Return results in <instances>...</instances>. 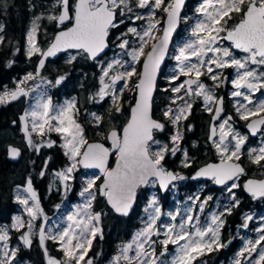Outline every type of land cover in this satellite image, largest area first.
<instances>
[{
	"label": "snow or ice",
	"instance_id": "obj_1",
	"mask_svg": "<svg viewBox=\"0 0 264 264\" xmlns=\"http://www.w3.org/2000/svg\"><path fill=\"white\" fill-rule=\"evenodd\" d=\"M184 4L185 0H167V3L165 0H57L55 7L58 8V14L49 15L47 19L57 27H63L56 32L48 47L41 49L38 46V23L34 21L28 32L27 54L29 57H40L37 73H29L18 82L14 90H6L0 94V104L28 96L32 89L19 85L35 80L48 57L62 51L76 50L77 54L95 61L109 48L112 30L124 23L125 18L133 23L146 21L141 28L128 27L126 32L116 37L119 41L116 47L121 50L116 58L106 64L98 61L101 67V87L97 95L101 100L110 97L117 114L123 113L125 103L130 110L122 129L111 127L106 133L103 130L98 133L105 141H110V146L89 142L84 127L77 119L79 109L75 98L54 106L51 97L42 92L20 117L28 146L37 151L45 143L47 147H52L56 141L48 139L46 142H36L33 140V133L44 137L55 132L61 137L60 147L65 150L64 155L68 157L70 164L56 172L55 177L63 183L65 190L69 187L67 182L73 178L71 174L77 169V165L86 169H98L103 176L99 185L97 181L101 179L100 175L86 181L80 192L82 197H86L85 202L66 215L65 225L57 222L55 232L34 225V221L43 215V209L31 178L24 189L27 195L17 196V200L25 206L29 219L25 221L17 216L11 227L17 230L27 228V232L19 237L23 244L32 246L34 229L46 255V240L60 244L64 258L60 260L49 256L47 264H81L85 262L93 240L97 236L103 239L100 227L102 214L92 211V202L96 200L97 193L106 198L117 213L128 215L141 186L159 183L166 189L172 181L185 179L178 173L169 171L164 160L166 155L175 156L181 151V121L188 119L197 98H202L205 111L212 113L214 110L209 140L219 156V163L204 165L194 178L207 177L215 184L225 186L231 204L225 205L222 211L210 212L201 221L200 214L204 213L205 206L212 200L211 196L202 201L198 195L189 197L193 203L183 213L180 210L163 212L153 196L144 209L146 218L143 220V227L134 234L131 241L120 247L113 264H194L206 253L226 246L221 242V231L226 223L224 216L231 215L232 210L239 206L240 201L233 190L241 187L238 180L246 175L241 157L246 154L251 164L264 170V139L259 147H250L245 153L244 146L248 137L235 129L232 116L222 117L223 97H217L214 89L221 83L230 82L234 89L230 95L244 101H237L236 104L239 119L248 121L246 127L251 135L264 133V99L254 101L252 98L253 94L264 90V0H202L196 8L199 15L194 18L190 27V38L176 47L172 56L176 67L167 77L172 85L170 91L176 94L163 110V117L174 128L170 147L156 138V133L164 131L165 123L153 117V97L161 65L169 54L173 33L182 22L193 19L187 16L182 18ZM135 9L147 10V14L136 12ZM157 10L164 15L158 18ZM118 16L121 19L118 20ZM41 18L36 17V21ZM129 34L136 38L134 43L126 38ZM3 40L4 37L0 36V43ZM221 41L228 43V46H223ZM237 51L244 55L237 56ZM75 59L76 56L72 55L68 62ZM225 68L235 71L231 81L227 77L222 79V70ZM205 75L213 81V86L210 87L201 80ZM133 77H136L134 81ZM181 77L186 79L177 84L176 81H180ZM63 79L64 77H60L55 83L59 84ZM51 83L52 81L41 77L40 84L35 85V88ZM125 90L132 94V100H125ZM177 101L182 103L178 104ZM91 115L97 126L103 123L102 116L95 113ZM215 121L220 123L217 125ZM10 153L14 158L20 155L16 148L10 149ZM113 155L115 166L110 167L109 159ZM183 156V166L190 167L187 150H183ZM40 175L43 176L44 172ZM243 188L254 199H264V179H248ZM195 204H199L198 211ZM162 216L167 217V221H162ZM252 220L253 216L246 215L241 227L247 229L248 222ZM44 221L47 222L46 216ZM260 222V226L255 229L257 237L245 241L234 264H264V217H260ZM161 236L163 239H160ZM9 239L8 229L0 227V264H13L16 259L18 249L9 247ZM169 245L175 246L174 254H169ZM157 246L161 248L159 255ZM169 255L170 259H166ZM85 264H93L92 259H88ZM201 264L205 262L202 261Z\"/></svg>",
	"mask_w": 264,
	"mask_h": 264
},
{
	"label": "flooded vegetation",
	"instance_id": "obj_2",
	"mask_svg": "<svg viewBox=\"0 0 264 264\" xmlns=\"http://www.w3.org/2000/svg\"><path fill=\"white\" fill-rule=\"evenodd\" d=\"M27 1H28L27 2L28 8H27L26 13H28L29 15H28V21H27L26 27L23 30L22 25L21 26L19 25L20 23H22V16H23L22 2L23 1L21 0H0V28L3 29L2 31H0V36L4 37L3 42L0 43V53L4 57L3 63H4L5 72L10 73V76L8 77L10 78V80L2 84V86L0 87L1 88L0 94H2L6 90H14L18 86V82L21 81L29 73H32L34 75L37 73L38 60L40 59V57L38 55L29 57L27 54V49H28L27 34L32 28L30 24L34 22L36 17L38 16L42 17L40 20L37 21V23L39 24L37 41H38V46L41 49L47 48L50 42L52 41L54 35L56 34V32L60 30V27H63V26L57 27L55 23L50 22L47 19V16H44L46 11L48 12L51 11L52 15L58 14V8L55 7V5L57 4V0H43L42 3L40 2V0H27ZM201 3H202V0H187V2L185 3L181 16L182 18L187 16V17H192L193 19L188 20L186 23L182 22L180 24V28L171 43V47L168 52L169 54L166 58L165 64L161 68L162 70L160 72L159 79L157 81V89H156V92L154 93L153 117L165 123L164 131L156 133V138L160 140L161 142L168 144L170 147L172 146L170 137L174 134V128L163 117V110L169 105L170 98L176 94L170 91V88L172 85L169 83L167 77L173 73V70L176 67V61L172 59V56L174 55L173 53H175V50H176L175 48L176 42H178V40L182 37L183 35L182 30L183 28H185L186 24L191 26V24H193L194 22V18L199 15L196 12V8ZM41 7L46 8V9L41 10L40 9ZM157 12H159L162 16L164 15V13L160 10H157ZM118 18L120 17L118 16ZM116 30L117 28L114 31ZM114 31L112 30V33H114ZM19 33H21V36H18ZM112 33L110 37H112L113 35ZM8 42H10L9 48L5 46ZM110 44H112V42H110ZM221 44L225 47L228 46V43L224 41H221ZM111 50H112V46H111ZM68 53L69 52L63 54V56L62 55L59 56L56 59L48 60L47 65L41 70L39 75L36 76L35 80H29L24 85H19V86L32 89L33 85L37 83V81L40 80L41 77L53 79L50 73L55 72L53 70L58 65L62 66L68 61L67 60ZM236 55L243 56L244 54L237 51ZM96 61L98 60L91 61V62L96 63ZM218 71H221V70H218ZM234 75H235V71L232 68H225L222 70V79L224 77H227L228 81H231ZM59 77L61 76L59 75L55 79ZM184 79H186V77H181L180 81H176V83L178 84L182 82ZM201 80L206 85L210 87L213 86V81L209 79L208 76L206 75L202 76ZM165 89H169V90L165 91ZM233 90L234 89L232 88L230 82L221 83L219 87H216L214 89L215 95L217 97H223L224 111L222 113V117L232 116L235 121L234 123L235 129L239 131L242 135H245L248 137V140L244 146V151L246 153L250 147H259L261 140L264 139V133H258L256 136L251 135L250 130L247 129L246 127V124L248 123V121H243L239 119L236 113V104H237V101H240L241 103H243L244 101L242 100V98L232 97L230 93ZM31 92L32 91H30V93ZM29 95L22 96L18 100L11 101V102L1 104V105L7 106L12 103H19L20 105H23V106L26 105L27 107L28 102H29L27 98L29 97ZM53 95H56V93L53 92ZM252 98L254 101L264 99V90H261L253 94ZM177 103L178 104L182 103V101H177ZM76 106L78 109L80 108L78 102ZM172 106L174 108L176 107V105H172ZM26 107L25 108L23 107L22 110L18 111L19 120H20V117L26 111ZM95 107H97L96 104H95ZM213 115H214V110L212 113L205 111V106L203 104L202 98H197L195 100V102L193 103L191 114L189 115L188 119L181 121V132L183 135V139L179 141V147L181 151H178L175 156H172L170 154L166 155L165 160H164V165L169 171L178 173L179 175L185 177V179H178L174 181L165 191H163V189L160 187L158 183H156L155 185H151V184L147 185L144 189L140 188L137 193L138 194L137 204L135 205V209L133 213L137 214V216L142 215L145 207L147 206L149 201L153 198V196L156 197L162 211L165 213H167V211H169L171 208H176L178 205H180L181 201H186L187 203L192 204L193 202L189 200V197H194L198 195L200 197V200L202 201L207 196H211L212 200H210L208 202V205L205 206L204 213L200 214V219H202V221L205 220V218L210 212L215 211L216 209L218 211H222L225 205L231 204V201L229 200V193L226 191L225 186L217 185L211 179H203L200 181L191 180L192 174L202 165H205L209 162L219 163V156L216 153L215 148L212 145V142L209 140L210 128L212 124L214 123ZM250 119H255V118H250ZM215 123L218 125L220 121H215ZM189 125L191 126L190 129H189ZM92 132H93L92 129L85 130V134L89 142L90 141H101L105 143L106 146H110L108 145L109 142L108 141L105 142L102 139V137L100 140H91V136L93 135ZM217 139H218V135H217ZM23 141H24V138H23ZM183 150H187L188 157L191 162V166L187 168H185L182 163V161L184 160ZM110 158H111V161H110V167H111L115 162V156L113 155ZM200 159H202V161H200ZM241 163L245 166L246 175L241 176L238 180V183L241 185V187L233 190L236 194V198L240 201V203L238 207L232 210V213H238L239 218H240L237 225L234 226L235 227V232H234L235 238L234 239L238 240L237 244L241 243V240L239 239L240 235L238 234V228H240L239 226H241L243 222V218L247 214H250V213L264 212V206H263L264 199H254L243 188V185L246 183V181L249 178L254 177L257 179H264V170H262L260 167L256 165L251 164L246 154L241 157ZM262 165H264V162H262ZM83 171H86V170H83ZM98 173L100 174V172ZM102 180H103V177L101 176V179L97 181V185H99L100 182H102ZM33 184L34 183L32 182V185ZM49 184H50V179L48 180V183H47L48 193L58 194L59 192L57 188L55 186H52V188H50ZM77 188L78 186L76 182H73L71 193L68 195L70 199H74L73 195L75 191H77ZM15 196H16V191H15ZM99 198L104 199L106 201L104 197H102L101 195L97 193L96 200L92 202L93 211H95L94 207H96L97 202H99L100 200ZM219 198L221 199L220 201H218L219 208L218 207L215 208L216 203L214 202H216ZM247 201L250 202L249 206H247L246 204ZM181 204H183V202ZM40 205L42 208L41 201H40ZM194 207L198 211L199 204H195ZM53 213H54V210H53ZM102 216L103 215H101V219H102ZM229 216L230 215H227V214L224 216V219L226 222ZM225 226H226V223L224 224V227L221 231V242L225 244L226 246L220 249H215L210 253H206L204 256L199 257L194 262V264H201L202 261L205 262V264H229L232 261V256H234L235 254L234 252L233 253L231 252L232 251L231 244H227L228 242L227 239L223 240ZM100 227L103 230V238H104V227L102 225V220L100 221ZM137 228L138 226L134 230H132V232H130V234L126 236L124 239L120 241L118 240L117 242L113 243L114 251L110 255H108V257L106 255L105 248L101 245L102 239L99 236H97V238L93 240L92 247L89 250L87 256L85 257V262L88 259H92L93 264H108V262L111 261L115 256L119 255L120 247L125 242H129L131 240V236L133 235L134 231ZM18 231L20 230L12 228L11 235H9L10 236L9 241L11 242L15 241V236H13V234L15 235V233ZM45 246L47 247V250H48L47 255L45 254L44 248L40 245L38 237L35 235L33 237V244L31 247L25 246V247H21V249H18L17 251L18 257L19 259L27 262L28 264H47V260L49 256L54 257L56 259H60V260L64 258L63 251L61 250L60 244L58 242H54L52 240H46ZM23 248H26V249L31 248L33 250L32 256H29V253L22 251ZM160 251H161L160 246H157L158 255ZM168 252L170 255L172 253H175V246L169 245ZM170 255L165 258L170 259ZM85 262H81V264H85Z\"/></svg>",
	"mask_w": 264,
	"mask_h": 264
},
{
	"label": "trees",
	"instance_id": "obj_3",
	"mask_svg": "<svg viewBox=\"0 0 264 264\" xmlns=\"http://www.w3.org/2000/svg\"><path fill=\"white\" fill-rule=\"evenodd\" d=\"M21 1H23V16L22 23L19 25H22L24 30L29 15L26 13L28 1ZM42 1L43 0H40L41 3ZM40 9L45 10L46 8L41 7ZM114 30L115 29H113V31ZM18 36H21V33H19ZM109 40L112 42V37H110ZM5 46L9 48L10 42H8ZM3 62L4 57L0 53V87L3 83L10 80V78H8L10 73L5 72ZM137 69L139 71V65ZM53 71L55 72L50 73L53 79L59 75H64V80L61 85H59L58 90L64 95L76 97V101L80 107L79 110L81 111L79 121L82 123L85 130H93L91 140H100L102 136L98 135V133L101 132V130L106 133L111 127L121 129L127 122V118L129 116V105L124 104L123 113L117 114L109 97L105 98L101 105V116L104 118L103 123L97 126L92 119L86 118V108L94 107V104L90 105L88 96L97 86L96 79L98 69L96 67V63L91 62L87 57L80 54L73 62L69 63L67 61L62 66L58 65ZM124 98L125 100H132L133 96L128 91H125ZM23 107L25 108L26 105L23 106L19 103H12L7 106H3L0 104V224L10 222L12 216L17 212L18 203L16 201L17 199H15V191L18 187L26 185L29 178H31V181L34 183L33 186L38 192V196L42 202L43 211L46 214L52 215L54 206L59 201L56 193H48V180H46L45 176L40 177L39 172H41V160L45 153H47L51 158L48 162V167L50 169L56 170L64 167L66 165V158L63 154V150L61 147L55 146L54 148L43 152L44 154L35 155L33 152H30V149H27V146L23 141V134L20 132L18 124V111L22 110ZM11 143L21 147L23 150L22 158L16 163L9 162L7 159L6 148ZM200 161H202V159H200ZM99 199L101 202L99 200L94 208L95 211L100 212L103 215L101 220L104 227V238L101 240V245L105 248L106 255L108 257V255L114 251L113 243L128 236L130 232H132V230L139 225V222L137 219L138 216L135 213L129 217H118V215L107 207L104 199ZM246 204L249 206L250 202L247 201ZM239 219L238 213H232L227 218L226 226L224 228L223 240L229 239V237L234 235L233 238H231L233 240L231 244L232 251L238 247V240L234 239V226L237 225ZM22 251L27 252L29 253V256H32L33 250L31 248H23Z\"/></svg>",
	"mask_w": 264,
	"mask_h": 264
},
{
	"label": "rangeland",
	"instance_id": "obj_4",
	"mask_svg": "<svg viewBox=\"0 0 264 264\" xmlns=\"http://www.w3.org/2000/svg\"><path fill=\"white\" fill-rule=\"evenodd\" d=\"M165 2L167 3V0H165ZM135 11L136 12H140L141 14H147V10H144V9H135ZM49 15H52V12L51 11H49V12L46 11V13L44 14V16H47V17ZM157 17L158 18L159 17H162V15L159 12H157ZM119 19H121V18H119ZM34 21L37 23L36 19ZM33 23L30 24L31 27L33 26ZM145 24H146V21H144V20L135 21V23H133L132 21L127 20L125 18L124 19V23H121L119 25V27L117 28V30L114 31V33H112L113 34L112 35V44H111L112 50L109 51L106 55H104L103 57H101L100 59H97V60L98 61H101V62H103V63L106 64L109 60H112L113 58H116L121 53V50L116 47V44L119 42V41L116 40V37L119 36L121 33L126 32L128 27H137L139 29L142 26H144ZM160 27L162 29V25ZM190 27L191 26H189V25L186 24L185 28H183V30H182L183 35L178 40V42H176V47L178 45L184 43L187 39L190 38ZM126 38L130 41V43H134L135 40H136V38L134 36H132L131 34H129ZM173 54H175V53H173ZM72 55H75L76 58H77V57H79L80 54H77L76 51L69 52L68 53V59L67 60H69V57L72 56ZM124 58L127 59V57H124ZM98 61H96V67L98 69V71H97L98 72L97 73V79H96L97 86H96V88L88 96L89 97V100H90V105L91 104H94V107H90V108L88 107V108H86V112H85L86 113V115H85L86 118H90V119H92V121H94V118L91 115L92 113H95L96 115L101 116V110H102L101 109V105H102L103 100L105 98H107V97H105L104 99L101 100L100 97L97 95V93H98V91H99V89L101 87V84H100L101 67H100V63H98ZM137 68H138V65H137ZM61 77H64V75L61 76ZM59 78H57V79H59ZM46 79L48 81H52V83L51 84H41L40 88H35V85L40 84V80H38L37 83H35L33 85L32 92L30 93L29 97L27 98L29 102H28V105L26 107V110L29 109V107L32 104L35 103V98L38 95H40L42 92H46V95L48 97H51L54 106L61 105L65 101L72 100L73 98H75V100H76V97L75 96L64 95L63 93H60V91L58 90L59 85H61V83L63 82L64 79L59 84H56L55 83V81L57 79H54V80L53 79H48V78H46ZM135 79H136V77H133L132 78L133 81ZM117 87L119 88L120 87V84H118ZM125 91H127V90H125ZM53 92H55L56 95H53ZM110 101H111V98H110ZM76 104H77V101H76ZM95 104L97 105V107H95ZM125 104L127 105V103H125ZM80 112L81 111L79 110V114L77 115L78 121H79V116H81V113ZM18 124H19L20 132L23 134L22 137L24 138V141L26 143L27 149H30V152H33L35 155H40L43 152H46V150L51 149V148H54L55 146H59L60 147V144L62 143L61 137L59 136V134H57L55 132H52L50 134H47L44 137H40V136L36 135L35 133H33L32 134L33 140L36 141V142H41V141L46 142L48 139H51L53 141H56V143L52 147H47L46 146V143H45V146H42L39 149V151H37L36 149L28 146L27 138H26L25 133L23 131V122L21 121V119L19 120V123ZM62 150H63V154H64V151L65 150L63 148H62ZM65 158H66L65 159L66 160V165L64 167H62L60 169H56V170L50 169L48 167V162H49V159H51V158L48 156L47 153L44 154V156H43V158L41 160L42 161V163H41V172L42 171L44 172V175L43 176H45L46 180H49L50 179L49 187L52 188V186H55L57 188L58 192H59L57 194V197H58L59 201L54 206V209H53L54 210V213L52 214V216L46 214L43 211V215L38 220L34 221V225H36L37 227L42 226V227L45 228L46 231H49L50 230L52 232H55L56 231L55 224L57 222H61L62 226L67 223V221L65 219L66 215L67 214H70L71 212H74L76 210V206L77 205H82L85 202V198L86 197H82L80 195V192L82 191L83 187L85 186L86 181L89 178H92L93 176L100 175L97 171H92V172L83 171L81 169V167L79 165H77V169L74 170V172L71 174L73 178L70 179L67 182L68 185H69V187H68L67 190H65L64 187H63V183L60 180L56 179V177H55V173L56 172L61 171V170L65 169L67 166H69L70 161L68 160V157L65 156ZM41 172H39V173H41ZM43 176L40 175V177H43ZM47 178H49V179H47ZM73 182H76L78 188H77V191H75V193L73 195L74 196V199H70V197H68V195L71 193L72 183ZM26 188H27V184L26 185H23L22 187L17 188V190H16V197L17 196H20V197L26 196L27 193L24 191V189H26ZM33 188L36 191V189H35L34 186H33ZM93 191H95V189H93ZM220 200L221 199L219 198L216 202H214V203H216L215 204V208L219 205V202L218 201H220ZM16 201H17L18 206H19L17 208V210H16L17 212L12 216L10 222H8V223H1L0 224V227H5V228L8 229L9 235H11V230H12V227L11 226L15 222V218L17 216L22 217L25 221H27L29 219V217L27 215V212L25 211V206L23 204H21L18 200H16ZM182 202H183V204H181ZM29 203L31 204L32 202L30 201ZM188 205H190V204L187 203L186 201H181L180 202V205H178L176 208H171L169 211L180 210L183 213V210ZM169 211H167V212H169ZM215 211H218V210L216 209ZM247 215L253 216V220L248 222L249 223V227L247 229H244L243 227L239 226L240 228H238V234L240 235L239 239L241 240V243L237 244L238 247L235 248V250L232 251V252H234L235 255L233 254L234 256H232V261L229 264H234V261L237 258V253L241 250V248L243 247V245H244V243H245V241L247 239H255L257 237L258 233L255 231V229L260 226V223H261L260 222V217H264V212H259V213L255 212V213H250V214H247ZM45 216L47 217V222L44 221V217ZM145 218H146V213L145 212H143L142 215L138 216L137 219H138L139 225H138V228L134 231L133 235L131 236V239L134 236V234L141 227H143V220ZM244 218H243L242 224L244 223ZM167 219L168 218L165 217V216H162L161 217V220L162 221H167ZM179 220H180V217L178 216L177 217V221H179ZM200 220L202 221V219H200ZM24 232H27V228L26 227L23 228V229H20V231H18V232L15 233V235L13 234V236H15V241H13V242H11L9 240L7 241V243L9 244V247L10 248L21 249V247H25V245L23 244V242L19 239V237L21 236V234L24 233ZM34 236H35V229H34V235H33V237ZM233 236L232 237H229V239H227L228 240L227 244H232L233 240L231 238H233ZM155 238L156 237H153V239H155ZM160 239H163V237H160ZM229 241H231V242L229 243ZM0 243H2V242H0ZM262 245H264V242H262ZM172 254H174V253H172ZM245 257H247V253H245ZM114 258L111 261H109L108 264H113ZM13 264H28V263L25 262V261H22L21 259H19L18 254H17L16 259L13 261ZM122 264H123V262H122Z\"/></svg>",
	"mask_w": 264,
	"mask_h": 264
},
{
	"label": "water",
	"instance_id": "obj_5",
	"mask_svg": "<svg viewBox=\"0 0 264 264\" xmlns=\"http://www.w3.org/2000/svg\"><path fill=\"white\" fill-rule=\"evenodd\" d=\"M187 2V0H185V3ZM185 5V4H184ZM184 8V7H183ZM182 11H183V9H182ZM181 15H182V12H181ZM179 28H180V25L178 26V28H177V30H176V32H174L173 33V35H172V38H171V41H170V44H169V50H170V47H171V43H172V41H173V39H174V37H175V35L177 34V32H178V30H179ZM58 32V31H57ZM162 32V31H161ZM111 36V35H110ZM109 39H110V37H109ZM46 49V48H45ZM110 49H111V44H110V40H109V48L108 49H106L105 50V53L104 54H102L101 55V57H103L104 55H106L109 51H110ZM169 50H168V52H169ZM72 51H76V50H69V51H62V52H58L55 56H52V57H48L47 58V60L45 61V65H44V67L47 65V61L48 60H50V59H56V58H58L59 56H63V54H65V53H67V52H72ZM101 57H98V59H100ZM166 58H167V56L165 57V60H164V62H163V64L161 65V68L164 66V64H165V61H166ZM89 60H91V59H89ZM91 61H94V60H91ZM38 63H39V60H38ZM37 68H38V66H37ZM41 70L42 69H40V71H39V73L41 72ZM161 70L162 69H160V72H161ZM160 75V74H159ZM158 79H159V76H158ZM158 79H157V81H158ZM154 98V97H153ZM129 112H130V110H129ZM128 119V118H127ZM118 129V128H117ZM91 142H98V143H103V142H101V141H90V143ZM109 142V144L108 145H110V141H108ZM106 146V145H105ZM107 147V146H106ZM12 148H16V149H18L19 150V152H20V155L19 156H17V157H12V155H11V153H10V149H12ZM6 150H7V159L9 160V162H14V163H16L18 160H20L21 158H22V156H23V150L21 149V147H19V146H16L15 144H13V143H11V144H9L8 146H7V148H6ZM110 161H111V158L109 159V166H110ZM209 163H212V162H209ZM208 164V163H207ZM206 165V164H205ZM81 166V165H80ZM115 166V162H114V164L111 166V167H114ZM204 165H202L201 167H199L193 174H192V176H191V180H193V181H200V180H203V179H210V178H207V177H197V178H194L195 177V174H196V172L200 169V168H202ZM81 168L83 169V170H86V171H90V172H92V171H98L99 172V170L98 169H86V168H83L82 166H81ZM101 174V173H100ZM101 176H102V174H101ZM103 177V176H102ZM249 179H255V180H260V179H257V178H249ZM174 181H176V180H174ZM174 181H172L171 183H173ZM101 183V182H100ZM171 183L168 185V187L171 185ZM159 184V183H158ZM147 185H145V186H141L140 188H145ZM161 187V186H160ZM167 187V188H168ZM139 188V189H140ZM162 188V187H161ZM166 188V189H167ZM139 189L137 190V193H138V191H139ZM163 189V191H165L166 189L165 188H162ZM103 197V196H102ZM137 198H138V194H136V200H135V203L133 204V207L131 208V210L129 211V213H128V215H122V214H120V213H117L112 207H111V205H109L108 203H107V201H106V203H107V207H109L111 210H113L114 211V213L116 214V215H118V217L119 216H121V217H128V216H130L132 213H133V211H134V209H135V205L137 204ZM106 199V198H105Z\"/></svg>",
	"mask_w": 264,
	"mask_h": 264
}]
</instances>
